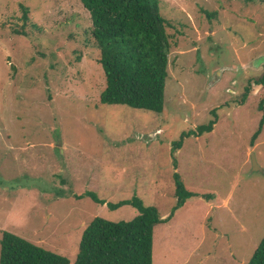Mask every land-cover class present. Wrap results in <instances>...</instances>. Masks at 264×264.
<instances>
[{"label": "rangeland", "instance_id": "374dc122", "mask_svg": "<svg viewBox=\"0 0 264 264\" xmlns=\"http://www.w3.org/2000/svg\"><path fill=\"white\" fill-rule=\"evenodd\" d=\"M158 1L170 43L161 112L100 102L105 78L80 0H0V236L73 261L95 216L137 214L83 194L138 196L166 217L178 172L194 195L155 226L152 264L250 260L264 236V125L250 143L264 86L241 99L264 72V0Z\"/></svg>", "mask_w": 264, "mask_h": 264}, {"label": "trees", "instance_id": "16d2710c", "mask_svg": "<svg viewBox=\"0 0 264 264\" xmlns=\"http://www.w3.org/2000/svg\"><path fill=\"white\" fill-rule=\"evenodd\" d=\"M89 12L93 45L99 50L105 86L99 100L103 104H121L133 108L161 112L164 87L168 76L169 35L167 21L160 13L158 0H80ZM26 11V10H25ZM23 19H27L26 14ZM18 35H26L16 30ZM264 86V72L250 78L241 101L250 86ZM262 116L253 133L251 145L264 125V96L259 102ZM217 117L196 127L197 133L211 131ZM196 131L183 132L174 142ZM175 205L166 217L154 206L145 205L134 196L117 202H106L88 192L94 202L115 209L131 205L137 210L129 220H108L95 216L84 228L73 261L52 252L12 232L2 230L0 264H152L154 228L168 221L187 198L194 195L186 189L178 172L173 173ZM83 195H79L80 197ZM246 264H264V236Z\"/></svg>", "mask_w": 264, "mask_h": 264}, {"label": "water", "instance_id": "95a60500", "mask_svg": "<svg viewBox=\"0 0 264 264\" xmlns=\"http://www.w3.org/2000/svg\"><path fill=\"white\" fill-rule=\"evenodd\" d=\"M251 157H252V162H253V168L254 169H259V167L256 165V161H255L254 155L252 154Z\"/></svg>", "mask_w": 264, "mask_h": 264}, {"label": "crops", "instance_id": "0c3cea01", "mask_svg": "<svg viewBox=\"0 0 264 264\" xmlns=\"http://www.w3.org/2000/svg\"><path fill=\"white\" fill-rule=\"evenodd\" d=\"M263 53H264V51H263ZM259 86H261V85H259ZM184 204H185V203H184ZM184 204H183V205H184ZM183 205H182V206H183ZM220 205H222L223 207H224V206H228V204H227V199H226V200H223V201L220 203ZM157 225H158V224H157ZM215 230H216V229H215ZM153 240H154V238H153ZM152 253H153V252H152Z\"/></svg>", "mask_w": 264, "mask_h": 264}]
</instances>
